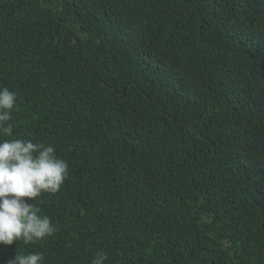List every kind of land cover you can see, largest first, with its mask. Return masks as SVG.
Segmentation results:
<instances>
[{"label": "trees", "instance_id": "16d2710c", "mask_svg": "<svg viewBox=\"0 0 264 264\" xmlns=\"http://www.w3.org/2000/svg\"><path fill=\"white\" fill-rule=\"evenodd\" d=\"M2 87L69 174L0 264H264V0H0Z\"/></svg>", "mask_w": 264, "mask_h": 264}, {"label": "clouds", "instance_id": "9594fccd", "mask_svg": "<svg viewBox=\"0 0 264 264\" xmlns=\"http://www.w3.org/2000/svg\"><path fill=\"white\" fill-rule=\"evenodd\" d=\"M17 94L0 88V137L13 135L12 113L17 108ZM69 165L56 149L28 139H0V245L14 241L35 243L53 236L56 226L27 197L34 201L42 193L61 190L69 174ZM108 255L97 252L91 264H105ZM40 252H16L8 264H43Z\"/></svg>", "mask_w": 264, "mask_h": 264}]
</instances>
